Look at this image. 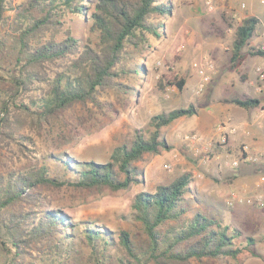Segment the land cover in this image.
I'll return each instance as SVG.
<instances>
[{"label":"trees","instance_id":"1","mask_svg":"<svg viewBox=\"0 0 264 264\" xmlns=\"http://www.w3.org/2000/svg\"><path fill=\"white\" fill-rule=\"evenodd\" d=\"M14 1L0 0V69L5 73L0 149L10 142L18 147L34 144L32 135L23 134L27 126L30 133L58 128L59 136H65L66 129L71 138H78L79 127L86 126L94 109L105 115L116 112L102 101L111 93L125 95L127 107L136 95L137 84L131 80L145 73L138 60L152 48L153 39L163 38L165 21L175 10L172 0H26L18 6ZM69 15L89 20L96 39L83 44L67 29L58 40ZM260 25V19L248 17L237 26L231 72L239 71L250 57L264 58L251 44L258 41ZM162 80L180 91L187 84L186 76L174 72ZM223 102L246 111L262 105L259 98L240 96ZM73 112L75 127L69 122ZM196 114L191 105L152 117L147 132L136 131L131 143L114 148L104 163L80 162L62 152L51 153L50 163L0 170V253L13 256L10 264H31L24 262L31 250L38 252L39 264H216L244 252L264 262L255 238H246L239 247L238 229L230 233V225L208 210L191 214V203L199 201H188L193 196L189 173L135 197L133 213L145 235L142 241L123 230L116 242L108 229L89 223L80 229L64 212L68 191L93 196L142 184L140 164L172 149L162 139V129ZM75 230L89 249L87 256L75 248Z\"/></svg>","mask_w":264,"mask_h":264},{"label":"rangeland","instance_id":"2","mask_svg":"<svg viewBox=\"0 0 264 264\" xmlns=\"http://www.w3.org/2000/svg\"><path fill=\"white\" fill-rule=\"evenodd\" d=\"M26 0H15L14 6L24 3ZM246 0H213L214 10L209 11L208 0H172L177 21L184 25L183 33L175 34L169 31L165 23V34L162 39H153V46L149 51L143 52L138 60L145 69L144 75L132 79L136 83V95L130 99L126 107V97L121 93H111L102 101L111 103L114 113L107 111L105 115L94 109L92 118L86 122V126L79 127L80 136L71 138L68 131L63 132L65 136H59L60 129L47 128L39 135L30 133L27 126L24 129L25 135L34 137V144L26 143L18 147L14 142L5 144L0 149V170H16L28 166V163L52 162V155L66 153L78 161L107 162L112 151L122 144H130L136 131L147 132L151 118L168 113L175 109L187 108L193 105L197 114L191 119L185 117L183 121H176L161 131L162 139L166 140L172 147L170 151L163 152L158 156H149L140 164L143 169V183L134 185L130 190L112 192L105 191L100 195L88 196L84 192L68 191L65 194L64 212L69 216L71 222L78 224L83 229L84 223L91 227H104L108 229L114 240L118 241V234L125 230L131 233L136 241L145 239V235L134 219L133 203L135 197L141 192H152L158 185L169 184L182 174L192 175L193 196L198 199V205L191 203L192 212L208 210L212 216L217 217L224 224L232 229H238L242 237L236 239L239 247L245 245L248 237L256 239V248L261 255H264V214L258 213L252 207L232 209L227 206L226 200L230 191L239 188L243 184H236L227 176L230 168L220 170V161L215 156L221 155L223 160L230 159L228 152L230 147L218 150L215 146L209 154L203 153L201 157L195 158L192 146L183 141L184 135L188 133H199L211 135L206 132L216 114H207L209 107L214 109L223 99L232 96L259 98L264 104V92L256 91V68L261 64L259 57H250L239 71L231 72L230 64V29L232 34L236 33L237 26L248 17H257L261 21L258 30L261 32L264 25V6L259 0H247L248 8L240 11V5ZM239 12V20L232 19L233 13ZM173 14V16H174ZM8 15L14 16V12ZM167 25V26H166ZM91 24L89 20L75 15L66 18V24L62 32L57 36L58 40L65 37L69 29L72 34L80 39L83 44L89 42L93 37L90 33ZM188 30L189 32H185ZM95 40L96 38L93 37ZM258 43V44H257ZM251 44L259 45V41L253 39ZM205 58L211 59L218 70L217 75L208 85L205 92L196 95L199 76L193 69L194 62H202ZM176 73L179 77H187L185 90L180 91L177 87H170L162 80L164 74ZM4 71L0 69V88L5 83ZM7 78V77H6ZM258 109H255V116H258ZM206 111V112H205ZM78 112V110L76 111ZM70 116L69 122L76 126L75 113ZM250 113L242 117L243 121L250 120ZM92 119V120H91ZM208 120V121H206ZM217 120V119H213ZM210 123V122H209ZM222 123H224L222 121ZM228 126L230 123H225ZM215 123L211 132L214 131ZM51 130V131H50ZM210 132V131H209ZM244 143H240V147ZM21 148V149H20ZM220 148V147H219ZM210 159L207 162V159ZM54 167V164H50ZM257 167V166H256ZM261 169V167H258ZM251 182H255L264 173L255 169ZM244 211V212H243ZM19 212V211H15ZM75 248L79 249L85 256L89 249L82 243L80 233L75 230ZM31 255L25 257V263L39 264L38 252L31 250ZM115 253V252H114ZM13 256L0 253V264H10ZM191 264H204L197 261ZM216 264H264L258 258L249 253H242L237 259H226Z\"/></svg>","mask_w":264,"mask_h":264},{"label":"built area","instance_id":"3","mask_svg":"<svg viewBox=\"0 0 264 264\" xmlns=\"http://www.w3.org/2000/svg\"><path fill=\"white\" fill-rule=\"evenodd\" d=\"M264 6V0H260ZM209 11L214 10V4L212 2L207 3ZM247 3L244 1L240 5V11L247 10ZM239 12L233 13V18L239 19ZM258 48L264 53V25L263 29L258 37ZM193 69L199 76L197 84V94L201 95L205 92L208 85L212 82L213 78L217 75L218 70L215 63L205 58L202 62H194ZM256 91L259 93L264 92V64L257 66L256 71ZM259 117L264 120V104L259 107ZM216 139H207L205 136L199 133H188L184 135L183 141L192 146L193 155L195 158L201 157L203 153H208L213 150L215 146H224L226 148L228 142V136L234 135L237 132L235 126H228L226 124H220L217 128ZM215 160L220 161V168H230L231 170L239 169L244 163L251 164L257 167L264 165V152L254 150L249 144H242L240 146L239 155L237 157H230V159L223 160L221 155L215 156ZM207 162L210 161L208 158ZM254 188L238 190L233 189L230 191V195L226 200V204L230 208L237 206H252L264 211V175H260L253 184Z\"/></svg>","mask_w":264,"mask_h":264},{"label":"crops","instance_id":"4","mask_svg":"<svg viewBox=\"0 0 264 264\" xmlns=\"http://www.w3.org/2000/svg\"><path fill=\"white\" fill-rule=\"evenodd\" d=\"M222 2H225L226 0H221ZM260 1V0H259ZM208 2H213V0H208ZM247 3V0L245 1ZM261 3V1H260ZM248 7V4H247ZM176 18V14H174V16H172L171 18H169V22L167 23L169 25L168 29L169 31L172 30L173 33L175 34H181L183 33V29L185 28L184 25H182L180 23V21H177L176 25L174 24L175 19ZM232 19L237 20L235 18L232 17ZM259 19V18H258ZM239 22L241 20V18L238 19ZM166 23V21H165ZM167 26V25H166ZM185 32H189L188 30H185ZM233 30L230 29V54L232 55V48H233V43L235 40V34H232ZM230 55V58H231ZM257 58V57H256ZM259 62H261V64H264V58L263 57H259ZM185 90V89H184ZM196 89H194V93L197 94ZM234 97H238L237 95L235 96H231L230 98H226V99H232ZM223 99L221 101V103L217 104V106L212 109V107H209V111H205L207 114H216V117H213V119H217V120H213L212 121H208V123L205 126H208V124H211V127H209L206 132L208 133H212L214 136H217L218 132H217V128L220 124H225V123H230V125L235 126L237 128V132L234 135H229L228 136V142H227V146L230 147V150L228 152V156L229 157H237L239 155V150L240 147H238V145L240 143H244V144H249L254 150L259 151V152H264V120L260 119L259 114L258 116H255V109L250 110V111H246L244 109H241L239 107H236L233 104H228V103H224L223 101L226 100ZM257 109V108H256ZM244 112L246 114L250 113V120L247 121H243L242 117L244 115ZM259 112V109H258ZM192 117H189L187 119H191ZM187 119H180L178 121H183V120H187ZM222 121L224 123H222ZM210 122V123H209ZM215 123V127H214V131L211 132L212 126ZM227 125V124H226ZM229 125V126H230ZM210 131V132H209ZM205 136L207 139L211 138V135H203ZM226 146V147H227ZM218 147H224V146H218ZM220 170H222L221 168H219ZM255 169H258L261 173H264V165L261 166V169H259L258 167L251 165V164H243L239 169L237 170H226L227 172H229L227 174V176H229L230 179H232L234 181V183L236 184H243L241 185L239 188L246 189L249 188L250 190H252L254 188V183L251 182L252 177H253V173L255 174ZM256 181V180H255ZM191 188L193 189V184L191 185ZM238 190H242V189H238ZM248 208V207H252V206H237L235 208L232 209H238V208ZM255 210L258 211L259 214H261V216L264 214V211L261 209H258L256 207H252ZM244 212V211H243Z\"/></svg>","mask_w":264,"mask_h":264}]
</instances>
